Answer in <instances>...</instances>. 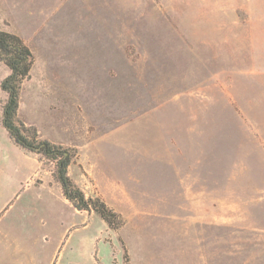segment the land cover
I'll list each match as a JSON object with an SVG mask.
<instances>
[{
    "label": "rangeland",
    "instance_id": "1",
    "mask_svg": "<svg viewBox=\"0 0 264 264\" xmlns=\"http://www.w3.org/2000/svg\"><path fill=\"white\" fill-rule=\"evenodd\" d=\"M0 30L34 57L19 120L114 213L35 152L58 189L26 184L0 121V264H264V0H0Z\"/></svg>",
    "mask_w": 264,
    "mask_h": 264
},
{
    "label": "trees",
    "instance_id": "2",
    "mask_svg": "<svg viewBox=\"0 0 264 264\" xmlns=\"http://www.w3.org/2000/svg\"><path fill=\"white\" fill-rule=\"evenodd\" d=\"M0 62L7 67L9 74L3 79L0 87L7 99L1 107V125L9 138L18 147L41 154L56 162L53 176L61 187L63 196L77 211L92 209L108 225H112L114 213L99 199L86 198L83 192L73 183L68 175L71 155L68 150L38 138L37 131L25 126L18 118L19 96L22 84L30 77L34 57L22 39L12 33L0 30Z\"/></svg>",
    "mask_w": 264,
    "mask_h": 264
},
{
    "label": "crops",
    "instance_id": "3",
    "mask_svg": "<svg viewBox=\"0 0 264 264\" xmlns=\"http://www.w3.org/2000/svg\"><path fill=\"white\" fill-rule=\"evenodd\" d=\"M17 146V145H16ZM22 151H23V153H24V155L25 156H28V158H29V160L31 161V163L34 165V167H33V170H35V172H34V175L30 178V180L26 183V184H29V182H30V184L32 185V186H34V187H39V188H43V187H45V188H48V187H54V189H58V187L56 186H53V185H51V184H49V183H46V182H43V183H39L38 185H36L35 183H33L32 182V180H33V177L35 176V174H36V171H37V167H39V163H37V160H35V158L32 156V154L31 153H29V152H27L26 150H24V149H22ZM61 191V190H60ZM61 194H62V192H61ZM62 196H63V194H62ZM64 197V196H63ZM64 199H65V197H64ZM65 201L66 202H68L69 204H70V202L69 201H67L66 199H65ZM71 205V204H70ZM72 206V205H71ZM73 207V206H72ZM73 209L75 210V211H77L74 207H73ZM78 213H81L80 211H77Z\"/></svg>",
    "mask_w": 264,
    "mask_h": 264
}]
</instances>
